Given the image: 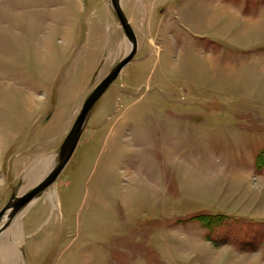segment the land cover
<instances>
[{
	"label": "rangeland",
	"instance_id": "rangeland-1",
	"mask_svg": "<svg viewBox=\"0 0 264 264\" xmlns=\"http://www.w3.org/2000/svg\"><path fill=\"white\" fill-rule=\"evenodd\" d=\"M85 1L0 0V124L21 82L24 105H53L62 78L52 94L44 78L73 72L71 60L63 66L64 55L56 53L63 31L50 26H90L111 42L80 87V107L91 85L125 53L126 40L131 46L106 0ZM176 1L158 8L152 18L156 26L164 23L159 45L142 51L141 61L135 58L145 53L137 54L95 102L71 161L56 178L52 189L59 199L66 193L71 231L23 264H254L242 262L238 251L264 253V101L244 94L235 77L226 78V87L235 88L231 93L198 92L193 82H213L205 77L207 62L210 70L219 60L217 72L227 64L221 57L232 53L224 47L223 56L218 44L193 40L179 27L200 25L208 0H184L195 2L194 20L190 7L184 6V18L172 14ZM128 17L143 41L149 20ZM30 86H38L40 95ZM37 234L39 246L46 232ZM198 234L224 249L192 241ZM181 243L194 250L192 259Z\"/></svg>",
	"mask_w": 264,
	"mask_h": 264
},
{
	"label": "crops",
	"instance_id": "crops-1",
	"mask_svg": "<svg viewBox=\"0 0 264 264\" xmlns=\"http://www.w3.org/2000/svg\"><path fill=\"white\" fill-rule=\"evenodd\" d=\"M106 1L111 8L110 0ZM169 1L172 2V0H119L124 14L127 16L144 15L145 19L149 20L148 31L144 28L143 41H141L139 34L137 36L136 52L139 56L140 54L143 55L145 52H141L146 51L149 47L159 45L156 40L164 23L160 22L156 26L152 17L158 11V8ZM86 2L91 3V0ZM184 6L190 7L189 13L192 20H194V17L198 14L194 1L188 4L184 3V0H177L174 4V10L170 11L175 14L174 16L184 18L186 17L183 12ZM128 18L134 21V18ZM202 18L203 16L201 20ZM62 27L50 26L48 30L53 32L63 31V39L60 40V43L57 41V44H55L56 53L57 55H64L63 66L71 60L70 66L74 68L73 72L66 73L64 76L51 77L47 75L44 78L48 84L50 82V87L47 86L50 94H52L53 87L56 85V79L62 78L59 82V91L56 92L58 97L54 100L53 105L47 103L37 107L33 103L24 105L22 97L24 92L21 82L16 103L13 102L9 106L6 103L3 107L5 119L0 124V201L5 195L7 197L2 203L0 202V208L8 201L7 199L10 196L23 194L33 188L55 166L61 142L81 108L78 107L82 92L80 87H86L88 78L95 69V64L111 46L109 38L92 33L96 30L93 27ZM179 27L184 29L193 40L204 39V42L208 45L212 44L213 47L218 44V50L221 51L223 56L224 47H229L232 53L230 56H220L226 60L227 64H220L217 72L216 65L220 61L213 62L210 70V62H207L206 66H209L205 72V77L208 80L213 78V82L206 87L193 82L198 92L202 94H218L225 91L231 93L235 88L226 87V78L235 77L241 80L244 94L258 96L255 98V102L263 104L264 0H208L206 16H204L200 25L192 22L190 26ZM156 33H158L157 37ZM54 35L55 33L50 34L52 38ZM53 47L54 44H51V48ZM146 54L135 58V61H141ZM115 60L108 61L109 65L112 66ZM253 74L257 77H252ZM199 77L201 75L197 69V78ZM214 81L216 82L214 83ZM32 86H30V93L40 95L39 87L32 88ZM209 86L210 89H207ZM204 88L207 91H200ZM42 94L44 95V93ZM63 94L67 95L68 99L65 104L62 102L61 95ZM76 94L79 95L72 102L74 105L68 107L69 99L71 102L72 96ZM18 95L20 96L19 99ZM41 99L43 102L44 98ZM7 108L9 111L6 110ZM59 118L62 122L60 125L58 123V126H55ZM49 162L48 167L44 169ZM10 184L13 186L11 189L9 188ZM50 185L34 197L33 199L36 200L20 214L19 212L24 207L12 216L5 215L3 217L0 225V264H23L27 255L47 253V249L53 246L58 237L64 234L66 230L71 231V222L65 213L66 201L68 200L66 193L64 192L61 199H59L57 191L56 193L53 192L52 188L48 190L51 187ZM258 198H260V195H258ZM57 208L59 214H56ZM40 230H44L46 234L41 236L40 239L43 238L44 240H41L38 246L36 237H38L37 233ZM194 240L200 242L206 248L224 249L212 246L209 241L204 240V237L199 234L194 235L192 241ZM189 242L191 241L189 240ZM182 244H180V250L185 252L187 258L192 259L194 250L188 249ZM237 254L245 259L242 262L248 261L254 264L264 262V253L257 256L252 252L238 251ZM245 264L248 263L245 262Z\"/></svg>",
	"mask_w": 264,
	"mask_h": 264
},
{
	"label": "water",
	"instance_id": "water-1",
	"mask_svg": "<svg viewBox=\"0 0 264 264\" xmlns=\"http://www.w3.org/2000/svg\"><path fill=\"white\" fill-rule=\"evenodd\" d=\"M111 6L114 9L120 25L126 37L130 40L131 46L129 51L120 58L117 63L101 78L94 86L91 92L86 96L72 126L65 135L58 152V158L55 166L48 174L33 188L24 192L21 195H12L8 201L0 208V220L5 216H12L19 209L24 207L29 201L36 197L42 190L54 182L61 170L68 162L72 155L79 138L81 136L84 122L96 100L104 93L107 87L117 78L121 69L132 59L136 52L137 42L129 21L122 12L119 0H110Z\"/></svg>",
	"mask_w": 264,
	"mask_h": 264
},
{
	"label": "bare ground",
	"instance_id": "bare-ground-1",
	"mask_svg": "<svg viewBox=\"0 0 264 264\" xmlns=\"http://www.w3.org/2000/svg\"><path fill=\"white\" fill-rule=\"evenodd\" d=\"M125 16H126V18H127V20H129L130 21V26H131V28H132V30H133V32L135 33V36H136V42H137V36H138V34H137V32H136V30L132 27L133 25H132V21L130 20V18H128V16L126 15V14H124ZM137 34V35H136ZM138 42H139V39H138ZM130 49V45H129V43L127 42V40H126V49H125V53L120 57V58H122L127 52H128V50ZM136 55H137V52L134 54V56L132 57V59L131 60H133V58H135L136 57ZM131 60L121 69V71L119 72V74H118V76L122 73V71L124 70V68L131 62ZM104 74H102V76H103ZM102 76H100V78L102 77ZM117 76V77H118ZM99 78V79H100ZM99 82V81H98ZM98 82H95V83H93L92 85H91V88L92 87H94ZM93 89V88H92ZM91 89V90H92ZM91 90H90V92H91ZM105 92V91H104ZM100 98V97H99ZM98 98V99H99ZM97 99V100H98ZM96 100V101H97ZM81 103V102H80ZM95 105V104H94ZM78 107H80V104H79V106ZM94 107V106H93ZM92 107V108H93ZM60 140V139H59ZM80 140V139H79ZM59 142V141H58ZM79 142V141H78ZM57 146H58V143L56 144V149H57ZM77 146H78V143H77V145H76V147H75V149H74V151H73V153H72V155L70 156V158H69V160H68V162L66 163V165L64 166V168L61 170V172L59 173V175H58V177H57V179L59 178V176L63 173V171L66 169V167L68 166V164H69V162L71 161V158H72V156H73V154L75 153V151H76V149H77ZM50 164V162L48 163V164H46L45 165V167H44V169H46L48 166L47 165H49ZM57 179L55 180V182L52 184V186L48 189V190H50L52 187H54V185H55V183H56V181H57ZM21 195V194H20ZM6 195L4 196V198L0 201L1 203L3 202V200H5L6 199ZM36 199H33V200H31L30 202H28L25 206H24V208L23 209H21V211L19 212V214L27 207V206H29L30 204H32L34 201H35ZM0 203V204H1ZM18 214V215H19ZM17 215V216H18ZM2 221H3V218L0 220V225L2 224Z\"/></svg>",
	"mask_w": 264,
	"mask_h": 264
}]
</instances>
